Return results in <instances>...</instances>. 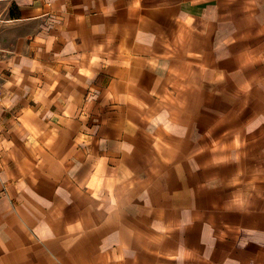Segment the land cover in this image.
<instances>
[{
    "label": "crops",
    "instance_id": "0c3cea01",
    "mask_svg": "<svg viewBox=\"0 0 264 264\" xmlns=\"http://www.w3.org/2000/svg\"><path fill=\"white\" fill-rule=\"evenodd\" d=\"M0 264H264V0H0Z\"/></svg>",
    "mask_w": 264,
    "mask_h": 264
},
{
    "label": "built area",
    "instance_id": "2783aa9c",
    "mask_svg": "<svg viewBox=\"0 0 264 264\" xmlns=\"http://www.w3.org/2000/svg\"><path fill=\"white\" fill-rule=\"evenodd\" d=\"M1 95H2V89H1V85H0V100H1Z\"/></svg>",
    "mask_w": 264,
    "mask_h": 264
}]
</instances>
